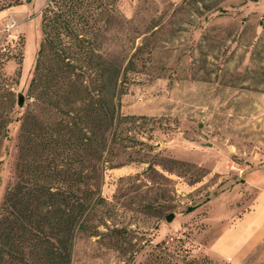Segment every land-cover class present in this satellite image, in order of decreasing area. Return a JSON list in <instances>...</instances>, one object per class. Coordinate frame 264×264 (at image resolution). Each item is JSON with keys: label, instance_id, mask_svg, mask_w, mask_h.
Instances as JSON below:
<instances>
[{"label": "rangeland", "instance_id": "obj_1", "mask_svg": "<svg viewBox=\"0 0 264 264\" xmlns=\"http://www.w3.org/2000/svg\"><path fill=\"white\" fill-rule=\"evenodd\" d=\"M20 1L0 10V122L10 120L0 138V204L16 178L19 117L30 107L48 0ZM182 1L117 3L125 24L105 51L121 56L145 30L152 49L129 74L120 113L147 120L121 126L134 141L108 156L106 202L87 221L96 235H75L70 264H232L209 246L255 198L244 169L264 171V0ZM242 264H264V244Z\"/></svg>", "mask_w": 264, "mask_h": 264}, {"label": "trees", "instance_id": "obj_2", "mask_svg": "<svg viewBox=\"0 0 264 264\" xmlns=\"http://www.w3.org/2000/svg\"><path fill=\"white\" fill-rule=\"evenodd\" d=\"M118 1L48 0L41 10L30 107L19 117L16 178L0 204V264H70L75 235H96L87 221L106 202L104 173L115 167L108 156L128 138L121 126L147 120L121 114L120 97L129 74L150 59L148 30L129 37L121 56L104 49L125 24ZM20 3L10 0L0 10ZM9 122H0V138Z\"/></svg>", "mask_w": 264, "mask_h": 264}, {"label": "crops", "instance_id": "obj_3", "mask_svg": "<svg viewBox=\"0 0 264 264\" xmlns=\"http://www.w3.org/2000/svg\"><path fill=\"white\" fill-rule=\"evenodd\" d=\"M253 169L247 166L243 173V184L257 191L253 202L233 213L209 246L216 256L232 264H242L258 245L264 244V171L248 173Z\"/></svg>", "mask_w": 264, "mask_h": 264}, {"label": "water", "instance_id": "obj_4", "mask_svg": "<svg viewBox=\"0 0 264 264\" xmlns=\"http://www.w3.org/2000/svg\"><path fill=\"white\" fill-rule=\"evenodd\" d=\"M23 99H24V97H23V94H21V93H19L18 94V98H17V105L19 106V107H22L23 106Z\"/></svg>", "mask_w": 264, "mask_h": 264}]
</instances>
